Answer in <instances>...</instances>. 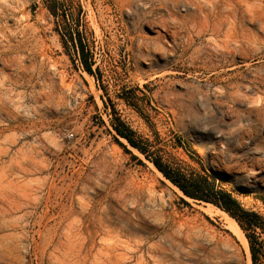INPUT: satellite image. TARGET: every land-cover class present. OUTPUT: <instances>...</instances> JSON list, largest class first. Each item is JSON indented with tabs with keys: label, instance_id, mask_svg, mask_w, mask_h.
<instances>
[{
	"label": "rangeland",
	"instance_id": "obj_1",
	"mask_svg": "<svg viewBox=\"0 0 264 264\" xmlns=\"http://www.w3.org/2000/svg\"><path fill=\"white\" fill-rule=\"evenodd\" d=\"M72 2L94 77L61 44L44 0H0V264H198L202 253L153 216L148 198L160 192L167 214L201 216L251 264L224 214L181 196L114 141L110 123L114 109L164 163L216 173L264 217V0L189 32L169 19L187 5Z\"/></svg>",
	"mask_w": 264,
	"mask_h": 264
},
{
	"label": "trees",
	"instance_id": "obj_2",
	"mask_svg": "<svg viewBox=\"0 0 264 264\" xmlns=\"http://www.w3.org/2000/svg\"><path fill=\"white\" fill-rule=\"evenodd\" d=\"M72 1H69V8L67 6L65 8L66 0H44V4L49 14L56 20L55 32L63 47L67 49L70 46L83 71L94 77L98 68L93 69L95 65L94 55L88 45L83 31L84 26L80 20L82 10L78 7L76 17L70 13V10L74 9ZM124 100L129 104L128 99ZM132 106L136 108L135 105ZM112 112L113 118L110 125L115 133L113 135L114 141L125 149L126 147L119 141L120 139L124 140L132 149H135L150 162L184 197L199 205H212L227 214L245 235L251 264H264V217L253 210L244 208L216 173H207L204 168H202L203 174L188 172L164 163L152 143L137 137L136 133L120 119L114 109ZM178 144L180 147L183 146L188 154L191 153L185 145L180 142ZM133 158L137 160V157ZM196 158H198L197 155ZM181 200L186 203L183 198ZM262 200L264 204V199Z\"/></svg>",
	"mask_w": 264,
	"mask_h": 264
},
{
	"label": "bare ground",
	"instance_id": "obj_3",
	"mask_svg": "<svg viewBox=\"0 0 264 264\" xmlns=\"http://www.w3.org/2000/svg\"><path fill=\"white\" fill-rule=\"evenodd\" d=\"M166 1H169L171 3L173 9L177 8L178 5H183V6L187 5L191 8L192 10L191 12H187V14L181 16L180 18L174 17L173 12H172L173 14L169 13V19H171L172 23L175 24L177 27L183 28L187 32L192 31L193 27L191 25L192 24L197 25L198 21L199 22L201 21L199 26L201 28V31H205V29L209 27L210 24L209 21L211 18H218V17H222L224 14H230L233 12V10H235L237 7L241 5V0H166ZM167 12H169V10H167ZM234 87L236 91L230 95H234L238 93L237 86ZM133 151L138 153L135 149H133ZM152 168L157 172V174L162 180L168 183L181 196H183L182 193L177 188L171 185L170 182L167 181L155 169V167L152 166ZM165 194H166L165 192H160L158 196L155 194H150L148 201L152 203L153 216L155 217L156 221H160L163 227L168 228L169 237L172 242H177L181 247L187 246V248L189 247V249L191 250L200 251L202 253V256H199L197 258L198 264H200L201 262H203L204 264H239L237 254L233 250L234 247L231 248V246L229 245L220 246L221 243L214 241L215 236L209 230L208 223L204 220V218H202L199 215L189 216L186 214H179V213L167 214L165 211L167 209L166 201L169 202L170 200L169 198L165 200ZM206 205L210 208H215L212 205L209 204ZM221 213H223L224 216L226 217V220L229 221L228 222L229 225L227 228H229L232 231V233L239 240H242L243 243L247 246V240L243 235V232L241 231L239 226L236 224V222L224 212L221 211Z\"/></svg>",
	"mask_w": 264,
	"mask_h": 264
}]
</instances>
